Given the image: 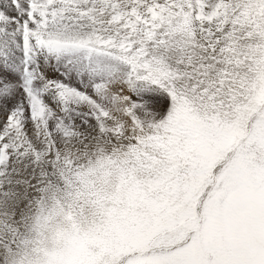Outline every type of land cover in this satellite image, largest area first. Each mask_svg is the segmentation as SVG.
I'll use <instances>...</instances> for the list:
<instances>
[{
    "label": "snow or ice",
    "instance_id": "6c2138e0",
    "mask_svg": "<svg viewBox=\"0 0 264 264\" xmlns=\"http://www.w3.org/2000/svg\"><path fill=\"white\" fill-rule=\"evenodd\" d=\"M0 264H264V0H0Z\"/></svg>",
    "mask_w": 264,
    "mask_h": 264
}]
</instances>
